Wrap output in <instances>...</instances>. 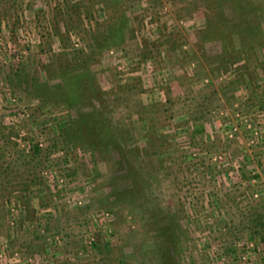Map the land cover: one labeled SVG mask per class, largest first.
<instances>
[{
	"label": "rangeland",
	"instance_id": "rangeland-1",
	"mask_svg": "<svg viewBox=\"0 0 264 264\" xmlns=\"http://www.w3.org/2000/svg\"><path fill=\"white\" fill-rule=\"evenodd\" d=\"M205 3L0 0V264H264V12L225 61ZM83 61L124 155L72 140L88 106L28 90Z\"/></svg>",
	"mask_w": 264,
	"mask_h": 264
},
{
	"label": "trees",
	"instance_id": "trees-1",
	"mask_svg": "<svg viewBox=\"0 0 264 264\" xmlns=\"http://www.w3.org/2000/svg\"><path fill=\"white\" fill-rule=\"evenodd\" d=\"M205 2L207 11L204 15L205 28L202 31V39L211 38L221 41V56H224L221 59L229 60L239 51L248 53L250 46L254 47L257 42L260 43L262 38L260 21L264 12V0H205ZM227 10L230 11L229 15L226 13ZM111 18V22L100 38L106 46L119 44L123 40L122 31L127 25V17L122 11L119 14L114 11ZM233 36L238 39L239 49H236L233 44ZM51 77L57 79L56 82L49 83L48 80L31 77L26 85L32 96L39 97L44 103L49 102L53 105H67L68 107H89L77 119L80 126L72 135L73 141L78 142L79 140L85 147L89 142L93 148H96V144L99 143L102 149L115 150L118 156L122 152V155L128 153L125 149L131 148L129 146L131 137L128 134L119 135V131L113 132L107 118L101 115L99 103H103V100H107L108 97L104 90L98 88L86 61L77 67H59L51 73ZM64 134H69V132L65 130ZM127 160L126 156L122 158L125 163ZM118 182V180L112 182L113 186L117 185L114 190L115 196L122 195L128 189V187L120 186ZM163 234V241H165L167 232ZM157 245L158 247L154 250L167 255V249L160 243V240Z\"/></svg>",
	"mask_w": 264,
	"mask_h": 264
},
{
	"label": "built area",
	"instance_id": "built-area-1",
	"mask_svg": "<svg viewBox=\"0 0 264 264\" xmlns=\"http://www.w3.org/2000/svg\"><path fill=\"white\" fill-rule=\"evenodd\" d=\"M247 126L249 127V125H247ZM228 131H229L228 136H231V135L235 134L236 126H234V125L231 126ZM213 160H214V158H213Z\"/></svg>",
	"mask_w": 264,
	"mask_h": 264
}]
</instances>
